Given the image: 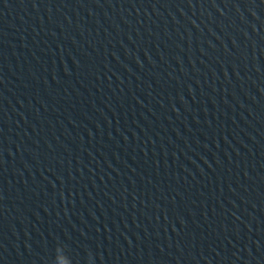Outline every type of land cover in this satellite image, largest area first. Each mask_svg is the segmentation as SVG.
Listing matches in <instances>:
<instances>
[{
	"label": "water",
	"instance_id": "95a60500",
	"mask_svg": "<svg viewBox=\"0 0 264 264\" xmlns=\"http://www.w3.org/2000/svg\"><path fill=\"white\" fill-rule=\"evenodd\" d=\"M0 264H264V0H0Z\"/></svg>",
	"mask_w": 264,
	"mask_h": 264
}]
</instances>
